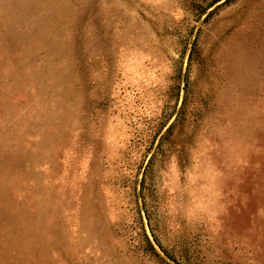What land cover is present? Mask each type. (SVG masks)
<instances>
[{
	"label": "rangeland",
	"instance_id": "obj_1",
	"mask_svg": "<svg viewBox=\"0 0 264 264\" xmlns=\"http://www.w3.org/2000/svg\"><path fill=\"white\" fill-rule=\"evenodd\" d=\"M0 264H264V0H0Z\"/></svg>",
	"mask_w": 264,
	"mask_h": 264
}]
</instances>
